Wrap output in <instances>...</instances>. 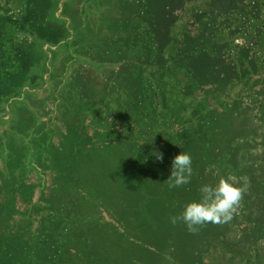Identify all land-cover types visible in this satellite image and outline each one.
<instances>
[{
    "label": "rangeland",
    "instance_id": "1",
    "mask_svg": "<svg viewBox=\"0 0 264 264\" xmlns=\"http://www.w3.org/2000/svg\"><path fill=\"white\" fill-rule=\"evenodd\" d=\"M245 176L230 222L170 223ZM0 182L4 264H264V0H0Z\"/></svg>",
    "mask_w": 264,
    "mask_h": 264
},
{
    "label": "clouds",
    "instance_id": "2",
    "mask_svg": "<svg viewBox=\"0 0 264 264\" xmlns=\"http://www.w3.org/2000/svg\"><path fill=\"white\" fill-rule=\"evenodd\" d=\"M156 160L163 161V154L154 151ZM193 175L192 158L181 152L171 161V174L167 179L170 189L179 188L191 182ZM241 186L221 178L215 186L204 185L200 188L199 201L189 202L183 211L170 217L173 225L183 223L190 234H197L206 224L223 225L230 222L250 187L248 177H241Z\"/></svg>",
    "mask_w": 264,
    "mask_h": 264
},
{
    "label": "trees",
    "instance_id": "3",
    "mask_svg": "<svg viewBox=\"0 0 264 264\" xmlns=\"http://www.w3.org/2000/svg\"><path fill=\"white\" fill-rule=\"evenodd\" d=\"M69 28H72V30H74L73 31V33H74V37H72L70 40H68V41H66V43H65V45L66 46H69V45H73V44H77V46L78 47H83L84 45H86V42L81 38V37H79V35H77V32L75 31V29L73 28V26H71L70 25V27ZM68 29H67V27H64L63 28V34L61 35V37L60 38H58L57 40H62V39H64L66 36H68V31H67ZM145 31V30H144ZM154 35V34H153ZM142 44H144V43H142ZM154 47H155V44H154ZM130 51H133V50H130ZM127 55H128V53H127ZM127 55H126V53H125V58L124 59H126L127 60ZM136 58H134V60H135ZM27 60H29V59H26L25 60V57L23 58V57H21V61L22 62H25V61H27ZM132 64H133V62H132ZM44 91L45 90H42V91H40V92H30V91H26L25 93L27 94V95H37V96H41V95H43L44 94ZM3 93L1 92V95H2ZM20 127L22 128V127H26V125L28 124V123H31L33 120L32 119H28L27 121H25L24 119H22L21 117H20ZM17 131L18 132H22L23 131V129H17ZM23 190H24V185H19V187L17 188V190L14 192H12V190H9V188H8V186L4 183V182H0V213L2 212V213H4V215H3V218H2V216L0 217V229H2V230H4L5 229V227H6V219H7V217H8V215H7V212H6V210H8V208H9V210H10V212L11 213H15L17 210L14 208V207H8L9 205L10 206H15V205H13V203H15L16 205H18V201L20 200V199H22V193H23ZM11 193V194H10ZM5 196L6 197H9V199H8V201L9 202H7L6 200H5ZM2 233L0 232V235H1ZM2 247H4V246H2V244H1V241H0V253H1V251H2ZM0 264H4V261H1L0 260Z\"/></svg>",
    "mask_w": 264,
    "mask_h": 264
}]
</instances>
